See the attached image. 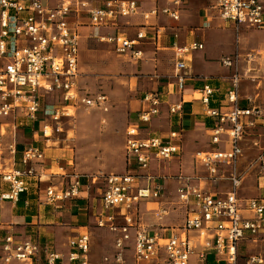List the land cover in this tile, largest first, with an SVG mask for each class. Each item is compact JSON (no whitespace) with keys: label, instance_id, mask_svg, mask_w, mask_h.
<instances>
[{"label":"built area","instance_id":"2783aa9c","mask_svg":"<svg viewBox=\"0 0 264 264\" xmlns=\"http://www.w3.org/2000/svg\"><path fill=\"white\" fill-rule=\"evenodd\" d=\"M179 5L180 0H172ZM95 0H0V120L12 118L20 124H34L39 113L43 121L50 120L58 127L62 116L70 115L68 108L84 106L101 108L106 97L95 98L81 95L76 89L79 76L78 57L80 33L78 27L82 19L96 30L113 24L119 18L141 15L142 29L134 40L111 38L119 54H131L139 59L140 51L134 47L145 40L156 43L160 37L159 28L149 22L158 15L178 20V10L153 6L141 11L135 0H101L98 6ZM215 8L219 18L233 25L235 30L242 26L251 29L264 28V0H217ZM202 49L200 43L185 47H174L173 78L176 89L181 92L185 86L186 65L184 56ZM225 68H233L234 73L226 92L225 102L229 110L220 113L208 109L207 116L215 119L210 130L211 143L221 144L220 137H227L228 150H210L195 155L210 180H219L218 166L230 168L226 177L230 182L229 191L223 196H214L192 184V178L179 176L176 190L179 202L190 206L181 229V236L173 235L165 240L150 236L145 227L135 225L133 212L136 205L146 199L156 198L161 188L153 190L136 188L139 181H150L148 174L150 160H169L180 151L178 144L164 142L159 137L138 139V130L133 126L125 131L124 153L126 160L133 161L137 168L135 174H109L103 177L100 194L103 216L98 218L97 227L107 228L114 237V252L103 258L104 264H124V250L132 240L133 260L136 264H189L190 258L196 256L200 264H207L206 258L211 254L217 264H237L238 243L246 237L252 240H264V200L256 198H239L242 175L236 164L242 156L240 146L246 130L254 126L255 118L260 119L264 129V115L258 108L241 107L237 98L238 73L235 69L237 56L224 57L220 61ZM215 89L206 85L200 90L201 101L208 106ZM61 94L65 104L60 110L52 106H42L46 96ZM163 93L155 90L144 95L147 110L139 113L142 122H149L159 115V105ZM182 110L181 103L168 107L170 115H177ZM48 126L43 127L45 135ZM6 128L0 124V181L8 186V191L1 195L3 200L17 201L20 194L27 190V179L36 177L33 165L41 163L44 154L35 147L23 150L19 163L23 168L16 169L15 146H8L9 158L5 157L3 138ZM45 137H47L45 135ZM177 133L170 134L177 139ZM258 162L264 168V158L258 156ZM37 179H40L39 177ZM80 183L77 176L73 182L56 189L49 186L45 191V202L55 204L79 196ZM123 210V224L116 223V215ZM190 232H196L201 238L197 251ZM69 253L66 264H89V238L87 234L68 243ZM0 264L13 261L34 264L43 256L44 264H58L60 257L48 246H41L29 238L15 242L12 236L4 238L1 244ZM250 263H261L251 258Z\"/></svg>","mask_w":264,"mask_h":264},{"label":"crops","instance_id":"0c3cea01","mask_svg":"<svg viewBox=\"0 0 264 264\" xmlns=\"http://www.w3.org/2000/svg\"><path fill=\"white\" fill-rule=\"evenodd\" d=\"M95 1L98 6L101 4V0ZM135 1L143 12L150 10L153 6L177 9L178 20L173 21L163 15L152 18L149 22L153 25V29L159 28L160 37L156 43L145 40L137 44L133 48L134 51H140L137 60L132 58L131 54H119L114 41L110 39L122 37L134 40L137 32L142 29L144 20L141 15L119 18L113 24L99 27L96 30L89 26L88 21L83 18L82 25L78 27L80 33L78 69L89 70L91 68L87 64H92L93 54L88 51V48L94 47L95 42L104 45L105 50L112 53L111 58L117 62L114 67L116 73L118 75L128 73L129 78H127L130 85L133 79L138 81L137 92L140 97H133L127 103L132 119L125 126L124 142L127 127L133 126L138 130V139L159 137L164 142L179 145V153L169 160L152 158L148 171L152 179L142 180L136 184V188L153 190L159 186L162 189L156 198L142 200L136 205L133 219L135 225L145 227L150 236L155 235L165 240L170 236L183 234L181 226L191 209V205L185 206L179 202L176 193L178 183L171 177L179 173L197 171L198 167H203L195 160L197 153L214 149L228 150L229 148L225 135L220 137L221 144L214 146L211 143L210 130L215 125V119L206 114L208 109L219 110L222 114L229 110L226 107L225 96L234 70L223 67L220 63L221 59L237 56L235 69L239 77L237 86L239 104L241 107L258 108L264 115V28L251 29L242 26L235 30L232 24L223 22L219 18L215 8L217 0H180L179 5H174L172 0ZM192 43H200L202 49L184 56L185 86L179 92L173 78V48L185 47ZM206 85L215 89L208 106L202 103L200 93ZM155 90L163 93L159 105L160 113L151 118L149 122H142L139 113L147 110V103L143 97ZM177 103L182 105L181 112L177 115H170L168 107ZM42 119L39 113L38 120L34 124H20L18 120L13 121L12 118L0 120V124L6 128L3 138L4 147L9 146L6 142L22 146L24 150L33 147L32 142H36L34 140L36 132L33 130L39 123H43ZM253 120L254 126L246 130L240 143L242 155L244 152L247 156L258 158L261 155L264 158V150L257 152V148H253V145L255 147L260 143L264 144V129L260 127V119ZM30 130L34 133L31 138H28L26 134ZM173 132L177 133V139L170 138ZM240 158L236 167L243 177L237 191L238 197L264 200V168L259 162L250 165ZM42 162L43 165L40 167L33 166L36 177L27 179V190L19 195L17 201L3 200L1 195L8 191V186L4 185V188H0V248L7 236H12L15 242L31 238L41 246H48L57 254L61 259L58 264H66L69 253L68 243L87 234L89 264H104L103 258L114 252L115 235L107 228L97 227L98 218L104 214L100 197L97 199L92 194L91 187L84 184L82 180L77 198L47 204L45 202L46 188L56 185L60 189L72 183L73 176L45 173V171L54 169L59 163L61 164L60 158L55 155H46ZM14 167L23 168L20 163L18 166L14 164ZM218 170L223 176L219 179L220 181H207V187L195 181H192V184L208 193H211L212 184L216 185L219 190L227 189L222 193H211L214 196H223L230 189V182L226 178L230 168L219 165ZM125 172L135 174L137 168L133 161L126 160L124 154ZM38 177L40 179H37ZM149 205L152 206L151 209L148 208ZM177 206L183 209L184 213L181 216L183 218H179L178 211H174L173 207ZM123 214V210L115 214L117 224H123ZM189 236L193 237L197 251L203 250L200 246L202 241H198L200 238L197 237V233L190 232ZM99 249L102 251L100 252ZM1 254L0 251V256ZM123 255L124 264H136L131 259L133 257L132 240L127 244ZM207 257H212L213 263L217 264L211 254ZM251 258L259 259L260 264H264V240H252L246 237L238 243L237 264H259L250 263ZM11 264L23 263L13 261ZM34 264H44L43 256ZM189 264L200 263L196 256H192Z\"/></svg>","mask_w":264,"mask_h":264},{"label":"rangeland","instance_id":"374dc122","mask_svg":"<svg viewBox=\"0 0 264 264\" xmlns=\"http://www.w3.org/2000/svg\"><path fill=\"white\" fill-rule=\"evenodd\" d=\"M105 49L104 45L96 42L94 47L88 48V51L93 54L92 64H87L91 68L89 67V70L79 68V76L76 83V89L81 95L91 98L104 96L106 97L105 104L101 108H87L84 106H78L73 109L68 108L70 115L62 116L59 119V132L56 131L58 126L55 123L50 120L43 121L42 119L43 123H39L33 130L36 132L34 137L36 142H32L33 147H38L44 153V157L50 154L51 156L59 157L61 160V164L59 163L50 171H45L46 174H66L65 176L71 174L70 177L77 176L80 185L83 180L84 184L91 187L92 194L97 199L100 197L103 188L104 176L124 173V130L126 124L132 119V113L129 112L127 103L133 97H140L137 92L138 81L133 79L130 85L128 73L126 75H118L114 68L117 62L111 58L112 53L107 52ZM126 64L129 65L128 63ZM64 105L59 93L49 94L42 102L43 107L52 106L59 110ZM44 126H48L45 132L47 137L43 134ZM33 131L30 130L26 137L31 138ZM6 145L11 144L6 142ZM253 148H257V152H259L264 150V144L260 143L255 147L253 145ZM5 157L9 158L7 146L5 148ZM17 158L15 156V165L18 166ZM240 159L245 160L250 165L258 162L256 156H247L244 152ZM40 165L42 166L43 164L38 163L33 166L40 167ZM179 176L192 178V181L201 186L205 184L206 187L207 181L215 182L208 178V174L203 167H198L197 171L179 173L172 176L171 179L176 181ZM216 181L218 182V180ZM4 185L0 181V188H4ZM53 186L58 189L56 185ZM226 190H219L214 184L210 187L211 193H222ZM148 208L151 209L152 206L149 205ZM173 208L174 211H178L179 218H183L181 217L184 213L183 209L178 206ZM200 240L201 238L198 239V241ZM99 251L101 252L102 250L99 249ZM131 259L134 261L133 257Z\"/></svg>","mask_w":264,"mask_h":264},{"label":"trees","instance_id":"16d2710c","mask_svg":"<svg viewBox=\"0 0 264 264\" xmlns=\"http://www.w3.org/2000/svg\"><path fill=\"white\" fill-rule=\"evenodd\" d=\"M209 86V85H208ZM23 147L22 146H19V145H16L15 146V156H17L18 158L16 159V162H18L19 163V161H20V157H21V154H22V152H23ZM15 156H14V159H15ZM206 263H208V264H214L213 263V259H212V257H207L206 258Z\"/></svg>","mask_w":264,"mask_h":264}]
</instances>
